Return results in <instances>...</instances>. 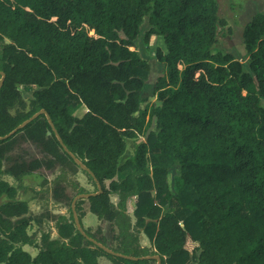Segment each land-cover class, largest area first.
<instances>
[{"label": "trees", "instance_id": "1", "mask_svg": "<svg viewBox=\"0 0 264 264\" xmlns=\"http://www.w3.org/2000/svg\"><path fill=\"white\" fill-rule=\"evenodd\" d=\"M145 17V43L166 46L150 109V64L132 50ZM226 24L217 0H0V264H264V12L243 31L248 71L214 49ZM20 86L36 87L29 104ZM57 171L68 215L34 214L4 179ZM79 172L95 191L68 183Z\"/></svg>", "mask_w": 264, "mask_h": 264}, {"label": "rangeland", "instance_id": "2", "mask_svg": "<svg viewBox=\"0 0 264 264\" xmlns=\"http://www.w3.org/2000/svg\"><path fill=\"white\" fill-rule=\"evenodd\" d=\"M219 6V17L226 21V25L221 27L217 36V44L214 49L222 53H231L235 56L237 60L242 62L244 69L248 71L249 69V58L246 53V49L243 43V37L241 34L242 28L245 26V22L251 17L252 12L255 11L254 16L258 13L264 12V0H217ZM253 16V17H254ZM252 17V18H253ZM249 23V22H248ZM247 25V24H246ZM245 28V27H244ZM149 29L148 17H145L143 24L140 28V37L136 41L135 48L141 57L146 59L150 64L151 74L148 80L147 85L141 93L143 99L142 108L150 109L153 106L161 105V102L157 99L154 87L157 78L161 75L166 74V65L161 62L157 57V50L161 49L166 52V46L164 39L162 37L158 38L154 43L153 47H149L144 41L145 32ZM93 32H90V35H93ZM182 69V66L179 67ZM22 97L27 104L33 98V92L36 90V87H19ZM264 104V102H263ZM85 107L81 108L78 112V116H82L85 113ZM149 120V115L147 116V122ZM151 122V121H150ZM150 131H157L155 127V120L152 121L150 127L146 130L145 134L138 136L136 139H125L127 151L126 154L121 158L120 162L123 163L130 155L135 151L136 146L145 142L147 139V134ZM60 172L55 174H31L24 176L19 180H15L12 177L4 176V179L7 180L12 186L17 190L16 200H22L28 202L30 209L34 214L42 212L44 209L48 208L54 213L68 215V207H65L63 204L55 202L51 198V190L56 178L59 176ZM180 171L178 166H174L171 170L170 180L173 183V178L179 176ZM123 175H119L120 179ZM68 183L79 184L83 187L86 186L88 192H93L96 190L93 182L89 177L82 172H79L77 175H69L67 179ZM83 184V185H82ZM108 184V183H107ZM113 202H118V197H112ZM10 201L9 197L2 195L0 198V206L3 203ZM136 208V198H130L127 202L128 213L130 214L133 223L136 221L134 217V210ZM85 228H90L87 224H84ZM96 228V227H95ZM46 231H50L53 237L57 236V231L55 228V223L46 222L44 225ZM37 230V226L33 224L29 228V233L32 234ZM143 243H142V238ZM140 243L144 244L142 246L151 247V243L146 238L144 234H139ZM194 247L193 243L188 244V248L192 249ZM25 250L31 253L32 256H36L38 249L25 246ZM100 264H110L109 260L102 259Z\"/></svg>", "mask_w": 264, "mask_h": 264}, {"label": "crops", "instance_id": "3", "mask_svg": "<svg viewBox=\"0 0 264 264\" xmlns=\"http://www.w3.org/2000/svg\"><path fill=\"white\" fill-rule=\"evenodd\" d=\"M263 8H264V5H263ZM250 12H252V15H251V17L244 23L245 24V26H246V24L248 23V22H250L251 20H252V17L254 16V12L255 11H250ZM244 26V27H245ZM244 27L242 28V31H241V34H242V37H243V31H244ZM83 185V184H82ZM83 187L86 189V186L85 185H83ZM113 196H116L117 197V195H113ZM112 196V197H113ZM112 197H111V199H112ZM132 198H135V197H132ZM112 202H113V200H112ZM114 204H117V203H115V202H113ZM98 219H97V217H96V215H94V214H92V213H88L84 218H83V225L85 224H87V226L88 227H90V228H95V227H97V225H98ZM142 239V243H143V239H144V237H141ZM147 238V237H146ZM141 245H144V244H141ZM111 264V263H110Z\"/></svg>", "mask_w": 264, "mask_h": 264}, {"label": "water", "instance_id": "4", "mask_svg": "<svg viewBox=\"0 0 264 264\" xmlns=\"http://www.w3.org/2000/svg\"><path fill=\"white\" fill-rule=\"evenodd\" d=\"M3 79H4V77H3ZM3 79H2V81H3ZM42 113H45V111L44 110H42L41 112H39V114H42ZM39 114H36L33 118H35L37 115H39ZM32 118V119H33ZM26 123H28V121L27 122H25L24 124H22L21 126H19L18 127V129H20V128H22ZM15 132V131H14ZM13 132V133H14ZM13 133H11V134H13ZM10 134V135H11ZM8 137V136H7ZM101 192V189L99 190V192L98 193H100ZM154 258H156L157 260H158V264H160L161 263V259H160V257L159 256H155Z\"/></svg>", "mask_w": 264, "mask_h": 264}]
</instances>
